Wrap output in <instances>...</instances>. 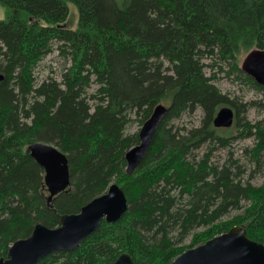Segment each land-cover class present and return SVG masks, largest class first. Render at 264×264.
Returning <instances> with one entry per match:
<instances>
[{"label": "trees", "instance_id": "obj_1", "mask_svg": "<svg viewBox=\"0 0 264 264\" xmlns=\"http://www.w3.org/2000/svg\"><path fill=\"white\" fill-rule=\"evenodd\" d=\"M0 5L7 9L0 20V259L37 224L58 227L63 215L79 213L114 183L128 199L124 217L103 220L78 250L39 264L113 263L125 253L135 264H170L235 226L264 244V183H252L264 175V118L247 116L264 110V88L241 69L243 55L264 49V0ZM72 6L76 29L68 25ZM55 47L68 61L61 81L39 80L37 69ZM220 75L262 100L230 99L217 86ZM165 103L149 151L127 174L126 154L140 143V131L129 134V126L139 120L143 127ZM225 106L235 123L217 129L214 119ZM199 110V126L174 127ZM250 139L243 163L232 144ZM36 142L56 146L69 160V187L53 206L44 169L30 154ZM218 150L227 153L223 163L214 160Z\"/></svg>", "mask_w": 264, "mask_h": 264}, {"label": "water", "instance_id": "obj_2", "mask_svg": "<svg viewBox=\"0 0 264 264\" xmlns=\"http://www.w3.org/2000/svg\"><path fill=\"white\" fill-rule=\"evenodd\" d=\"M242 71L264 88V49L251 51L245 57ZM167 107L158 105L139 132L140 143L126 154L127 174H132L149 151L155 133L167 114ZM235 112L222 107L215 119L217 129H230ZM32 158L44 169V188L50 194L49 205L69 187V160L54 145L36 142L29 147ZM129 208L123 189L112 184L109 190L85 205L77 214L63 215L60 225L49 228L37 224L30 237L16 241L0 264H39L44 258L59 252H74L97 233L103 220L116 223ZM105 264H135L131 255L122 254L117 261ZM170 264H264V244L247 237L244 227L235 226L229 232L190 249Z\"/></svg>", "mask_w": 264, "mask_h": 264}, {"label": "rangeland", "instance_id": "obj_3", "mask_svg": "<svg viewBox=\"0 0 264 264\" xmlns=\"http://www.w3.org/2000/svg\"><path fill=\"white\" fill-rule=\"evenodd\" d=\"M6 17L7 9L0 5V20H5ZM78 20V12L72 6L68 25L71 28L76 29L78 26ZM55 48L56 49L49 56H47L38 67L36 76L39 78V80H45L52 77L54 79H57L58 81H61L62 72L68 66V61L61 56L59 49H57V47ZM246 56L247 54L241 57V64L243 63ZM206 73L210 75V70L207 69ZM217 86L223 91L224 94L228 95L230 99L240 97L243 98L244 101H261L263 98V95L261 93L251 90L246 86L240 87L236 84H233L231 81L224 78V75H220V78H218ZM167 104H169V102H167ZM164 105L166 106V103ZM202 116L203 113L200 110L193 114L185 113L181 118L173 121V125L175 128L188 130L193 127L199 126L202 120ZM247 116L252 122L259 121L264 118V110H261L260 108L250 110ZM133 119L135 118L133 117ZM138 121L139 120H135L129 126L127 133L133 134L141 130L142 125ZM253 145L254 142L252 139L234 142L232 144V152L234 153V157L236 159H241L242 162L245 163L246 160L244 161V159L242 158V153L244 150H246L247 148H251ZM226 155L227 153L222 150H218L213 154V156L215 157L214 160L220 161L221 163L226 160ZM252 183L257 186L262 185L264 183V175H256V177L252 180ZM234 215H236V213L231 214L229 219ZM190 241L191 240L189 239L185 244H190Z\"/></svg>", "mask_w": 264, "mask_h": 264}]
</instances>
